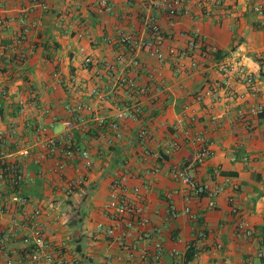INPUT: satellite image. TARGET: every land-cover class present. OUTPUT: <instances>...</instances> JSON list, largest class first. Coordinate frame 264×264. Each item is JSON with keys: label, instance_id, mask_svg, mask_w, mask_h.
Returning a JSON list of instances; mask_svg holds the SVG:
<instances>
[{"label": "crops", "instance_id": "1", "mask_svg": "<svg viewBox=\"0 0 264 264\" xmlns=\"http://www.w3.org/2000/svg\"><path fill=\"white\" fill-rule=\"evenodd\" d=\"M99 1L46 0L44 12L29 0H0V19L12 18L0 27V164L25 176L18 191L30 200L26 213L42 211L46 240L64 262L260 264L259 244L236 229L245 221L264 233V112L238 118L249 106L264 107V16L254 11L264 0H223L221 8L213 0H189L186 11L173 19L154 0H106L110 11L105 13L97 12ZM24 12L35 27L17 44ZM145 17L165 36L162 62L117 42L120 30L148 38ZM188 37L205 56L187 47ZM168 48L189 56L178 62ZM87 56L90 65H84ZM191 61L197 64L192 70ZM231 62L255 74L256 96L222 71ZM123 80L145 94L131 95L122 88ZM70 81H75L73 89L67 87ZM212 89L220 91L218 98L195 101ZM134 107L138 114L125 118ZM143 130L149 132L147 139L139 137ZM48 136L58 146L38 160ZM68 146L87 151L92 166L85 169L77 154L65 157ZM201 147L209 153L198 161ZM58 163L64 164L62 172ZM175 166L187 169L194 183L209 191L191 195L172 178ZM79 178L82 190L67 196L68 183ZM10 179L0 185V206L15 188ZM123 180L124 191L117 188ZM215 188L222 191L210 196ZM122 199L142 208L148 224L119 223L108 204ZM186 206L196 220L184 214ZM8 227L10 216H0V230ZM108 228L114 229L110 236ZM158 229L161 234L155 235ZM197 232L206 235L200 243L204 249L186 262ZM16 233L7 253H0V264L7 254L20 260L21 236L29 231ZM216 243L222 250L213 252Z\"/></svg>", "mask_w": 264, "mask_h": 264}, {"label": "built area", "instance_id": "2", "mask_svg": "<svg viewBox=\"0 0 264 264\" xmlns=\"http://www.w3.org/2000/svg\"><path fill=\"white\" fill-rule=\"evenodd\" d=\"M30 5L32 7H38L44 12H48L49 8L46 3V0H29ZM155 5H157L161 11L169 18L173 19L178 14L183 13L186 11V5L189 0H154ZM213 5L215 7L221 8L223 6V0H213ZM110 7L106 0H100L97 6L98 13H105L109 12ZM254 11L260 15L264 16V2L261 5H258ZM12 18H5L0 19V27H5L10 24ZM20 24L22 25V30L19 34L18 41L16 42L21 43L30 29L35 27L34 24H29L27 22L25 12L20 17L19 20ZM143 29L147 34L148 38H138L130 33H126L124 31H118L117 42L123 48L127 49L128 51L132 52H145L152 57L156 58L157 61L162 62L164 59L163 53V46L165 37L163 36L159 26L153 21L151 17H145L143 20ZM180 36H184L181 34ZM187 47L196 52H200L201 56H205V52H201L200 44L196 43L194 38L188 37L186 41ZM13 53L16 54V49H13ZM167 53L170 56H173L176 61H181L188 57L187 51H177L175 48H168ZM18 54V53H17ZM24 54L19 53L18 58L20 60L24 59ZM84 65H90L92 63V58L87 56L84 57ZM136 65L137 62H134ZM180 66H183L181 64ZM191 70L197 67L195 61L190 62ZM222 71L227 74L229 77L233 78L237 83L244 85L248 92L252 96H256L259 92L257 78L254 73L248 71L245 67H242L237 62H231L226 64ZM122 84L127 85L128 89L131 91H136L138 94H145V89L139 88L136 84L131 81H121ZM75 81H70L67 85L68 88L73 89L75 87ZM96 94V92H95ZM214 97L218 98L220 96V91L218 89H212V91H206L201 93L195 97L196 102H201L207 97ZM100 100L104 101L105 98L102 97ZM264 112V107L262 105H252L249 106L245 111H241L238 113V118L240 120H246L247 118L252 117H259ZM138 114V108L134 107L129 113H124V117L133 118ZM68 130L72 129L73 124L72 122L68 121L64 123ZM112 128L116 130L117 137H121V133L119 131V124L114 123L112 124ZM42 133L46 134V129L43 128ZM141 139H147L149 137V132L147 130L141 131L139 134ZM198 143H201V139L199 137L196 138ZM44 147L42 152L37 155V159H43L48 153L54 152L56 147L58 146L57 140L54 137L48 136L45 138L44 142L42 143ZM209 153L208 149L205 147L200 148V152L198 154V161H201ZM79 155L81 159H83V167L88 169L92 166V160L89 158V154L85 150L80 149H73L70 146L65 147L64 155L67 158H71L74 155ZM64 164L58 163L57 170L59 172L63 171ZM170 174L173 179L179 181L185 189H187L191 195L195 197H199L205 191H209L207 186H197L192 176L189 174L187 169L181 168L179 166H175L170 170ZM7 178H11L10 181L13 185L14 190L9 195L7 201L3 202L0 206V216L8 215L10 216V227L0 230V253H7V243L9 242L10 238L15 237L17 235L16 231L19 229L28 230V234H24L21 236V243H22V250L20 260L17 261L10 255H6L3 262L1 264H78V262L73 259L70 261H62L60 258H56L51 251V247L46 240V225L41 222L42 211L39 208H36L32 213H26L25 209L28 205H30V200L28 197L23 196L18 191L20 187V183L24 181L25 176L19 174L15 168L8 167L6 164H0V185L7 180ZM121 185L117 188L121 189L122 191L125 190V181H122ZM84 185V179L79 178L74 182H70L67 185L66 194L67 196H71L72 194L81 191ZM222 191L221 188H215L210 190V196H216ZM134 192L138 193L139 189L134 188ZM185 201H189V197L185 198ZM209 206L214 208V202H210ZM108 208L114 209L118 214V222H127L134 221L136 224L139 225H147L149 220L145 217L144 211L140 207H136L132 204L127 203L124 199L117 202L113 200L108 204ZM184 214L188 215L190 219L196 220L193 215H191L189 208L186 206L183 210ZM235 214H239L237 209H233ZM21 216V218H20ZM237 234H239L243 239H246L249 243L257 242L259 244V248L257 249L256 256L260 261V264H264V233L261 231L260 233L253 229L248 223L245 221L239 222L237 225ZM107 235H112L114 233L113 228H108L105 230ZM155 235H160L161 230H156ZM206 235L202 232H197L195 239L192 243L187 246V250L193 246L195 248V254L193 255V259L198 257V253L204 249L200 245V243L204 242ZM206 249V248H205ZM213 252H217L222 250V244L216 243L212 248ZM186 250V251H187ZM208 251V249L206 250ZM176 255L177 253L174 252ZM186 261V259H185ZM188 262V261H186ZM238 264H251L250 261L243 260Z\"/></svg>", "mask_w": 264, "mask_h": 264}, {"label": "trees", "instance_id": "3", "mask_svg": "<svg viewBox=\"0 0 264 264\" xmlns=\"http://www.w3.org/2000/svg\"><path fill=\"white\" fill-rule=\"evenodd\" d=\"M214 6V5H213ZM215 7V6H214ZM215 8H218V7H215ZM162 32V31H161ZM163 34V33H162ZM164 36V34H163ZM165 37V36H164ZM125 85V84H124ZM127 87V85H125ZM122 87L124 88L126 91L129 90L128 87ZM130 94H135V95H144V94H138L136 91H133V90H129ZM262 115V114H261ZM195 254V248L193 246H191L187 251H186V254H185V259L186 261H191L193 259V255Z\"/></svg>", "mask_w": 264, "mask_h": 264}]
</instances>
